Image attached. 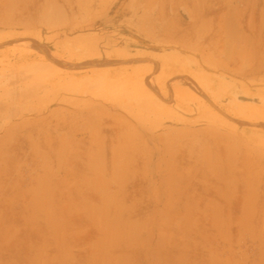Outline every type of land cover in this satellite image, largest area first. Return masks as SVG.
Returning <instances> with one entry per match:
<instances>
[{"label": "crops", "instance_id": "0c3cea01", "mask_svg": "<svg viewBox=\"0 0 264 264\" xmlns=\"http://www.w3.org/2000/svg\"><path fill=\"white\" fill-rule=\"evenodd\" d=\"M236 2L0 0V264H264V30L191 10Z\"/></svg>", "mask_w": 264, "mask_h": 264}, {"label": "rangeland", "instance_id": "374dc122", "mask_svg": "<svg viewBox=\"0 0 264 264\" xmlns=\"http://www.w3.org/2000/svg\"><path fill=\"white\" fill-rule=\"evenodd\" d=\"M203 1V0H202ZM213 1V0H212ZM216 1V0H214ZM239 4L236 2L235 4H224L222 6L220 5H201V6H195L192 7L191 10L196 13V14H204V13H209L211 14L212 18H214L213 15H216L221 12L220 9L225 10L226 14H229L230 21H198V26L196 28V34L204 33L203 35L210 37V42H217L216 37H214V34L211 33L210 31H213L215 29H222L221 35H224L225 33L228 32L230 35L229 41L231 42L233 37L235 38V31L240 29V27H244L245 32H244V41L246 43L245 45V51L251 52L253 48V42H254V36H259L262 31L264 30V0H238ZM190 7L188 8L189 11ZM172 7L166 6L165 7V12L166 13H171ZM186 12V13H185ZM182 15L184 16L185 20H187V7H182ZM236 15H244L245 21L239 23L236 21ZM175 24L180 28V30H183L187 28V22L182 20L181 22H175ZM186 30V29H185ZM223 39V38H222ZM226 40V39H224ZM22 47H26L27 45L25 43H20ZM228 48H231L228 47ZM29 52L25 53L24 56L20 58V61H23L26 59V55L29 56ZM5 57L0 56V59L3 60ZM50 60H52L55 63H61V59L53 58L50 57ZM61 73V71H58ZM82 72H87L85 71H80ZM58 73V74H59ZM120 87V86H119ZM3 88V87H0ZM45 89V87H30L28 85H20L15 87V92L19 95H23L28 93L29 89Z\"/></svg>", "mask_w": 264, "mask_h": 264}]
</instances>
